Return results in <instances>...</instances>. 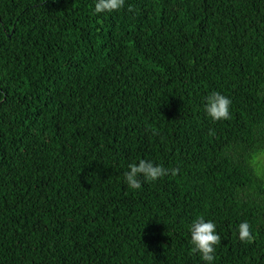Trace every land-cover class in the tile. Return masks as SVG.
Segmentation results:
<instances>
[{
    "label": "trees",
    "instance_id": "1",
    "mask_svg": "<svg viewBox=\"0 0 264 264\" xmlns=\"http://www.w3.org/2000/svg\"><path fill=\"white\" fill-rule=\"evenodd\" d=\"M96 2L0 0V264H206L201 215L264 264V0ZM141 159L179 173L132 190Z\"/></svg>",
    "mask_w": 264,
    "mask_h": 264
},
{
    "label": "clouds",
    "instance_id": "2",
    "mask_svg": "<svg viewBox=\"0 0 264 264\" xmlns=\"http://www.w3.org/2000/svg\"><path fill=\"white\" fill-rule=\"evenodd\" d=\"M124 4L125 0H97L95 4V13L119 11L123 8ZM132 10L131 6H129L128 11ZM206 100L205 111L213 121H228L232 118L230 111L232 100L227 96L222 95L220 92H211ZM153 134H155V130H153ZM209 134L215 135L211 130ZM258 155L259 153L251 154L248 158V163L253 174L264 176V170L256 168ZM128 167L130 170L125 172L124 178L127 185L132 190H139L141 188V176L146 181L154 182L169 175V173H171L173 177L179 173L178 168L166 169L162 165L156 166L151 161L144 159H141L138 165L132 163ZM216 228L217 226L213 221H206L202 215L196 217L189 226L191 234L190 242L193 246L191 248V253H199L206 264H212L215 259L216 247L221 242V237L217 234ZM238 234L241 242L252 243L255 239L252 226L247 221H243L239 224Z\"/></svg>",
    "mask_w": 264,
    "mask_h": 264
}]
</instances>
